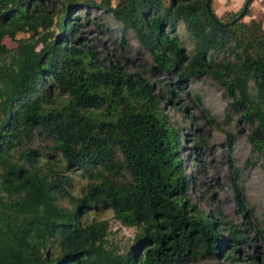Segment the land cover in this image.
<instances>
[{
    "label": "trees",
    "instance_id": "obj_1",
    "mask_svg": "<svg viewBox=\"0 0 264 264\" xmlns=\"http://www.w3.org/2000/svg\"><path fill=\"white\" fill-rule=\"evenodd\" d=\"M207 1L0 0V264H207L200 259L219 256L257 264L241 249L244 229L220 207L213 215L190 200L196 179L184 167L181 129L148 71L127 70L124 54L110 59L72 15L84 9L99 33L110 24L87 13L113 16L123 33L114 43L132 33L155 67L176 77L167 92L210 77L249 125L264 167L263 23L243 21L249 10L222 19ZM106 209L138 230L123 248L110 242V222L99 216Z\"/></svg>",
    "mask_w": 264,
    "mask_h": 264
},
{
    "label": "rangeland",
    "instance_id": "obj_2",
    "mask_svg": "<svg viewBox=\"0 0 264 264\" xmlns=\"http://www.w3.org/2000/svg\"><path fill=\"white\" fill-rule=\"evenodd\" d=\"M246 1L212 0V7L218 17L227 20L242 11ZM248 10L249 13L243 17V21L250 23L255 19L264 26V0H253ZM77 13L79 17L75 22L84 39L92 41L99 36L107 50H110L107 54L110 59H117L120 54H124L130 58L121 59L127 70L148 71L164 111L181 129L184 146L180 153L185 159L184 167L196 179V186L190 184L188 190L190 200L213 215L218 213L220 207L227 220L245 230L247 245L241 246L244 249L243 254L248 252L256 257L257 264H264V234L258 232L264 230L263 159L253 151V146L248 141L249 125L241 119L237 111H228L229 99L224 95V89L216 85L210 77H201L182 82L179 87L173 88V93L167 92L166 84L171 78L175 84L176 77L159 71L155 67L153 56L141 47L132 33L127 34L125 45L114 43L122 40L123 33L113 16L104 15L106 18L103 20L98 17L97 11L87 13L90 19L97 16L99 23L106 21L110 24V33H99L96 25L86 20L84 9H77L72 15ZM177 30L184 36L183 26ZM23 36L25 35L22 33L18 35ZM5 43L8 47L17 46L11 38H6ZM186 48L189 50L190 46L187 45ZM229 133L236 138L232 149L229 146ZM235 167L239 169L238 176ZM238 190L240 196H237ZM239 200L243 209L248 210L246 215L238 204ZM99 216L100 219H108L110 222L111 243L123 248L135 238L137 228L121 223L111 210H102ZM232 247L230 243L225 251L232 253ZM252 260L254 259L249 257L244 263ZM200 262L231 264L222 256L201 258Z\"/></svg>",
    "mask_w": 264,
    "mask_h": 264
},
{
    "label": "water",
    "instance_id": "obj_3",
    "mask_svg": "<svg viewBox=\"0 0 264 264\" xmlns=\"http://www.w3.org/2000/svg\"><path fill=\"white\" fill-rule=\"evenodd\" d=\"M211 1H212V0H208V1H207V6H208V9H209L210 11H211ZM251 2H252V0H247V1H246V4H245V6H244L242 12L236 17L235 20L240 19V18H242V17L245 15V13L247 12V10H248V8H249ZM233 22H234V21H231L230 23H225V25H227V24H232Z\"/></svg>",
    "mask_w": 264,
    "mask_h": 264
}]
</instances>
